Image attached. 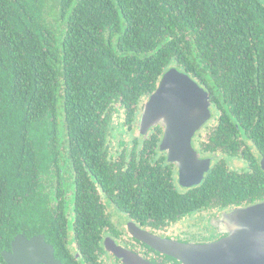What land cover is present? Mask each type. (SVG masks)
Returning a JSON list of instances; mask_svg holds the SVG:
<instances>
[{
  "label": "trees",
  "instance_id": "trees-1",
  "mask_svg": "<svg viewBox=\"0 0 264 264\" xmlns=\"http://www.w3.org/2000/svg\"><path fill=\"white\" fill-rule=\"evenodd\" d=\"M173 66L213 110L193 144L216 161L187 189L160 149L164 127L137 128ZM263 157L261 0H0V264L21 232L44 233L62 264H107L111 208L163 229L262 202Z\"/></svg>",
  "mask_w": 264,
  "mask_h": 264
},
{
  "label": "water",
  "instance_id": "water-1",
  "mask_svg": "<svg viewBox=\"0 0 264 264\" xmlns=\"http://www.w3.org/2000/svg\"><path fill=\"white\" fill-rule=\"evenodd\" d=\"M213 116L210 95L190 74L176 66L162 76L155 92L145 102L137 122L146 135L158 124L164 127L160 149L179 167L183 187L200 184L212 167L211 157H201L193 144L197 132ZM264 170V157L261 159ZM220 237L211 241L190 242L162 237L130 221L132 236L150 248L182 264H264V201L249 206L229 208L213 220ZM105 248L124 264H158L138 252L105 240ZM8 264H62L55 247L44 233L31 237L18 233L11 250H3Z\"/></svg>",
  "mask_w": 264,
  "mask_h": 264
},
{
  "label": "rangeland",
  "instance_id": "rangeland-1",
  "mask_svg": "<svg viewBox=\"0 0 264 264\" xmlns=\"http://www.w3.org/2000/svg\"><path fill=\"white\" fill-rule=\"evenodd\" d=\"M261 1L264 3V0H261ZM116 117L118 120H123L122 113L118 112L116 114ZM118 133H120L123 136H126L128 140H131L134 134L135 133L137 134L138 131L136 132V130H133L129 132L127 131V128L125 126H122L120 131L118 132L115 131V134L120 136V134ZM202 135L203 136L206 135V129L202 130ZM232 162H233L232 165L234 167L246 166L245 163L241 160L232 159ZM111 210H114V209L111 208ZM217 211H218L217 209L213 208V209H208V210L198 213V216H196L197 214H191L189 215L190 217L187 216L189 218L184 217L181 220V222L171 224L168 227H165L160 231L164 233L165 235H167L166 237H171V238L178 239V240H185V241H190V242L209 241V239L215 233V231L217 232L212 222V220L215 217L219 216V215L215 216ZM116 216L120 221H122L120 224H118V226H121L122 224H125V222H127V216L124 213H118V215L116 213ZM107 264H110L109 261H107Z\"/></svg>",
  "mask_w": 264,
  "mask_h": 264
},
{
  "label": "flooded vegetation",
  "instance_id": "flooded-vegetation-1",
  "mask_svg": "<svg viewBox=\"0 0 264 264\" xmlns=\"http://www.w3.org/2000/svg\"><path fill=\"white\" fill-rule=\"evenodd\" d=\"M207 91V90H206ZM208 92V91H207ZM209 122V121H208ZM208 122L199 130L200 132L203 130V129H207V124ZM199 131L197 132V134L199 133ZM203 136V135H202ZM165 152V151H164ZM199 155L201 157H211L212 158V164L215 163L216 159L214 156H211V155H201L199 153ZM176 164V163H174ZM176 170H177V180H178V183L179 185L182 187V188H188V187H183L180 182H179V167L178 165L176 164ZM191 188V187H190ZM114 209V208H113ZM217 209L218 211L216 212V215H220L222 212H224L225 210H228V208H215ZM208 210V209H207ZM112 212L114 211L115 213H121L119 211H116L115 209L114 210H111ZM126 215V214H125ZM127 216V215H126ZM132 221L131 219H129L127 217V222H125V224H122L121 226H119V228L112 234H108V235H105L104 236V239H103V244L105 245V240L108 238V237H111L113 238L118 244L130 249V250H133V251H136L138 252L140 255H142L144 258L146 259H149L150 261L154 262V263H158V264H173V261L169 260L166 258V256L160 252H157L156 250L150 248L149 246H147L145 243L141 242V241H138L136 240L132 234L130 233L129 229H128V226H129V222ZM122 222V221H121ZM120 222V223H121ZM139 225V224H137ZM140 227H142L143 229H146V230H149L153 233H156L162 237H166L167 235H165L164 233H162L160 230L162 229H154V228H151V227H145L143 225H139ZM216 232V231H215ZM217 237L216 238H219L220 237V233L217 231ZM71 251L74 252L76 251V248L71 246ZM79 257V255H77ZM103 259H104V262L106 263V261H109L110 264H124L122 261H119L116 259V257L114 256V254H112L111 252H109L108 250H106V252L103 253ZM113 262V263H112ZM115 262V263H114ZM182 264V263H180Z\"/></svg>",
  "mask_w": 264,
  "mask_h": 264
}]
</instances>
